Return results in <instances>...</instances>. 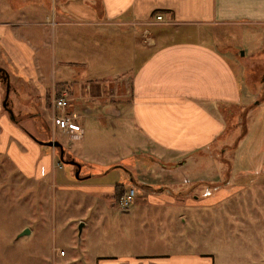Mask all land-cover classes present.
Instances as JSON below:
<instances>
[{"label": "rangeland", "instance_id": "1", "mask_svg": "<svg viewBox=\"0 0 264 264\" xmlns=\"http://www.w3.org/2000/svg\"><path fill=\"white\" fill-rule=\"evenodd\" d=\"M37 1L0 0V22L17 15L23 19L22 13L51 16ZM68 7L75 13L87 8L78 2ZM72 29L113 34L112 28L98 33L107 30L101 26ZM151 37L142 33L141 44L149 46ZM211 43L236 50L248 81H261L253 96L245 91L242 105L223 112L225 136L185 155L139 143L140 134L133 132L134 141H125V127L135 130L128 113L129 74L107 79L100 97L93 84L102 80H85V97L79 83L57 82L46 86L40 104L34 88L10 74L0 52L15 116L12 120L3 107L7 83L0 75V264H95V257L100 258L96 263L187 257L174 263L264 264V23L220 29ZM68 70L82 76L87 71L81 66ZM64 91L82 116L80 135L53 128V101ZM30 135L59 142L64 160L77 162L80 169L62 162L59 148L39 145ZM23 136L40 148L18 139ZM129 189L137 194L125 212L118 199ZM25 230L30 233L21 236Z\"/></svg>", "mask_w": 264, "mask_h": 264}, {"label": "crops", "instance_id": "2", "mask_svg": "<svg viewBox=\"0 0 264 264\" xmlns=\"http://www.w3.org/2000/svg\"><path fill=\"white\" fill-rule=\"evenodd\" d=\"M37 2L39 9L51 10L52 15L43 13L38 17L32 13L29 17L22 13L23 19L17 15L0 22V52L10 65L8 71L34 88L40 104L44 103L46 86L57 82L79 83L85 97V80H102L93 84L100 97L105 91L103 83H110L107 79L129 74L132 103L128 113L135 130L125 127L129 134L125 141L133 142V134H140L139 143L177 155L208 147L227 134V121L222 116L227 106L242 105L245 91L253 96L254 85H260V79L253 84L248 81L250 75L236 50L211 42L220 29L264 23V0ZM73 2L87 6L85 12L75 13L68 7ZM156 11L160 13L154 14ZM158 15L163 21L156 20ZM83 26L107 27L98 33L111 30L113 34L111 38L108 34L100 37L72 29ZM146 32L153 35L149 46L141 44L139 38ZM72 66L87 71L83 76L73 74L68 70ZM0 75L2 79L5 76ZM112 85L109 88L114 90ZM1 88L0 79V112ZM81 125L84 130L82 116ZM18 139L35 149L39 147L27 136ZM166 204L171 206L164 201ZM181 258L93 260L95 264H175Z\"/></svg>", "mask_w": 264, "mask_h": 264}, {"label": "built area", "instance_id": "3", "mask_svg": "<svg viewBox=\"0 0 264 264\" xmlns=\"http://www.w3.org/2000/svg\"><path fill=\"white\" fill-rule=\"evenodd\" d=\"M158 22L163 21V16H156ZM146 36H150L149 32H146ZM151 40V38L149 39ZM53 117L52 125L55 130L66 132L73 135H80L83 133V127L81 125V115L75 111L73 100L69 98V93L64 91L59 97H55L53 101ZM136 190L129 189L123 195L118 205L122 211H130V208L134 204L136 197Z\"/></svg>", "mask_w": 264, "mask_h": 264}, {"label": "water", "instance_id": "4", "mask_svg": "<svg viewBox=\"0 0 264 264\" xmlns=\"http://www.w3.org/2000/svg\"><path fill=\"white\" fill-rule=\"evenodd\" d=\"M0 72L5 75L3 77V80L6 81V83H7L6 96H5V100H4V103H3V107L10 114L11 119L12 120H15L14 113H13L12 109H10L9 102H8L9 101V94H10V87H11L10 86L9 74L6 73L4 70H1ZM34 140H36L37 142H39L42 145H47L49 147L59 148L60 149V152H61L60 153V159H61V161L62 162H65L66 164L72 165V166H77V168L80 169V165L77 162H75V161L66 162L64 160V148H63V146L59 142H56V141L42 142V141H39V140H37L35 138H34ZM75 176H76L77 179L79 178V171L76 172ZM82 228H83V225H81L80 228H79L80 234L82 232ZM29 233H30L29 230H25L20 235L21 236H25V235H28Z\"/></svg>", "mask_w": 264, "mask_h": 264}, {"label": "trees", "instance_id": "5", "mask_svg": "<svg viewBox=\"0 0 264 264\" xmlns=\"http://www.w3.org/2000/svg\"><path fill=\"white\" fill-rule=\"evenodd\" d=\"M158 12H159V11H156V12H154V14H157ZM159 13H160V12H159ZM48 142H49V141H48ZM121 193H122V192H121ZM121 197H122V196H121ZM121 197H120V198H121ZM120 198H119V199H120ZM119 199H118V200H119Z\"/></svg>", "mask_w": 264, "mask_h": 264}]
</instances>
